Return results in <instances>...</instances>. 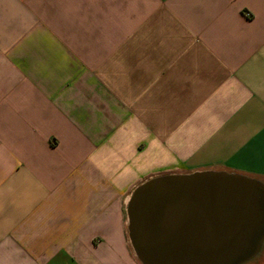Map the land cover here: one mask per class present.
Listing matches in <instances>:
<instances>
[{"label":"crops","instance_id":"1","mask_svg":"<svg viewBox=\"0 0 264 264\" xmlns=\"http://www.w3.org/2000/svg\"><path fill=\"white\" fill-rule=\"evenodd\" d=\"M201 171L264 184V0H0V264H140L132 191Z\"/></svg>","mask_w":264,"mask_h":264},{"label":"water","instance_id":"2","mask_svg":"<svg viewBox=\"0 0 264 264\" xmlns=\"http://www.w3.org/2000/svg\"><path fill=\"white\" fill-rule=\"evenodd\" d=\"M140 264H248L264 246V184L226 171L152 177L131 193Z\"/></svg>","mask_w":264,"mask_h":264},{"label":"rangeland","instance_id":"3","mask_svg":"<svg viewBox=\"0 0 264 264\" xmlns=\"http://www.w3.org/2000/svg\"><path fill=\"white\" fill-rule=\"evenodd\" d=\"M257 260H258V258H257L256 260H254V261L248 263V264H257Z\"/></svg>","mask_w":264,"mask_h":264},{"label":"flooded vegetation","instance_id":"4","mask_svg":"<svg viewBox=\"0 0 264 264\" xmlns=\"http://www.w3.org/2000/svg\"><path fill=\"white\" fill-rule=\"evenodd\" d=\"M262 251H263V249L261 250V252H260V254L262 253ZM260 254H259V256H260ZM259 256H257L254 260H256ZM253 260V261H254ZM252 262V261H251ZM250 263V262H249Z\"/></svg>","mask_w":264,"mask_h":264}]
</instances>
